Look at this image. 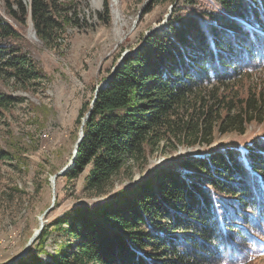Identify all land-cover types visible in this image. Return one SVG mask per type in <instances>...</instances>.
I'll return each instance as SVG.
<instances>
[{
  "label": "trees",
  "instance_id": "16d2710c",
  "mask_svg": "<svg viewBox=\"0 0 264 264\" xmlns=\"http://www.w3.org/2000/svg\"><path fill=\"white\" fill-rule=\"evenodd\" d=\"M166 1L177 3L168 28L144 38L80 114L88 112L63 174L84 172L86 186L97 192L164 141L208 144L215 129L243 132L246 123L264 121V86L239 89L264 60V0ZM3 2L18 26L0 14V79L27 88L43 72L26 56V18L46 45L63 23L78 20L66 13L75 4ZM22 99L0 87V111ZM15 156L0 146V159ZM180 164L183 171L158 168L103 202L58 215L49 226L75 238L74 249L63 243L48 252L46 226L37 250L30 246L10 264H245L264 251V137L186 154Z\"/></svg>",
  "mask_w": 264,
  "mask_h": 264
},
{
  "label": "rangeland",
  "instance_id": "374dc122",
  "mask_svg": "<svg viewBox=\"0 0 264 264\" xmlns=\"http://www.w3.org/2000/svg\"><path fill=\"white\" fill-rule=\"evenodd\" d=\"M23 1L27 4L29 0ZM71 1L75 5L66 13L76 14L78 20L63 23L49 44L37 39L29 16L24 23L22 31L29 44L26 56L41 66L43 76L30 79L27 88L11 78L0 79V87L7 94L23 97L0 111V146L17 154L0 159V264L17 256L36 230L30 246L31 251L37 250L43 228L74 206L103 202L119 188L161 167L183 171L180 163L186 154L205 155L226 146L240 148L255 137H264V121L252 120L243 132L219 133L215 129L208 144L187 146L164 141L141 164L131 162L114 174L101 192L86 186L84 172L73 177L60 173L53 179V174L64 167L69 169L74 161L85 117L80 114L91 102L94 90L108 81L122 55L132 54L153 32L166 30L171 11L177 8V3L174 6L175 2L166 0ZM3 3L0 0V13L8 19ZM248 84L264 86V60L241 81L240 91ZM187 170L194 171L195 167ZM48 232V252L55 253L63 243L66 250L75 248V238L53 225ZM41 256L50 260L47 254ZM245 264H264V251L255 253Z\"/></svg>",
  "mask_w": 264,
  "mask_h": 264
},
{
  "label": "water",
  "instance_id": "95a60500",
  "mask_svg": "<svg viewBox=\"0 0 264 264\" xmlns=\"http://www.w3.org/2000/svg\"><path fill=\"white\" fill-rule=\"evenodd\" d=\"M128 54H130V53H125L124 55L121 56V59H120V61L116 64V66L114 67V70H115V69L117 68V66L121 63V61L124 59V57H125L126 55H128ZM101 86H103V84L100 85V86H98L97 89H99ZM94 98H95V96H94ZM87 115H88V112L85 114L84 121H85ZM78 142H79V141H78ZM76 149H77V145H76ZM66 169H67V167H64V168L61 169L59 172L53 174V177H55L57 174H60V173L63 174V173L66 171ZM41 228H42V223L40 224V230H41ZM36 233H37V231H36ZM36 233H34L33 235H31V237H30L29 240L27 241V244H26V246L24 247V249H23V250H22L17 256H15L13 259L8 260L7 262H5V263H3V264H10V263L14 262L15 260L19 259L20 257L24 256V255L28 252V250H29V248H30V245H31L32 241L35 239L36 235L38 234V233H37V234H36Z\"/></svg>",
  "mask_w": 264,
  "mask_h": 264
},
{
  "label": "bare ground",
  "instance_id": "6f19581e",
  "mask_svg": "<svg viewBox=\"0 0 264 264\" xmlns=\"http://www.w3.org/2000/svg\"><path fill=\"white\" fill-rule=\"evenodd\" d=\"M0 14H1V13H0ZM6 19H7V18H6ZM7 20L10 21L9 19H7ZM161 25H164V23H162ZM53 179H54V177H53ZM36 231H37V230H36ZM36 231H35V232H36ZM36 236H37V235H36ZM35 238H36V237H35Z\"/></svg>",
  "mask_w": 264,
  "mask_h": 264
}]
</instances>
